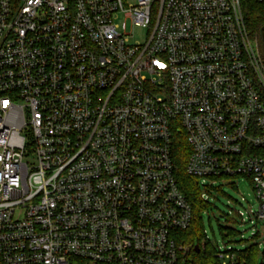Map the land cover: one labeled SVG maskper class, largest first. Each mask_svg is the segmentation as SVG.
Returning a JSON list of instances; mask_svg holds the SVG:
<instances>
[{"label": "built area", "instance_id": "1", "mask_svg": "<svg viewBox=\"0 0 264 264\" xmlns=\"http://www.w3.org/2000/svg\"><path fill=\"white\" fill-rule=\"evenodd\" d=\"M243 1L0 0V264H245L205 231L183 244L173 154L184 137L204 203L208 180H250L236 215L263 224L264 38Z\"/></svg>", "mask_w": 264, "mask_h": 264}, {"label": "rangeland", "instance_id": "2", "mask_svg": "<svg viewBox=\"0 0 264 264\" xmlns=\"http://www.w3.org/2000/svg\"><path fill=\"white\" fill-rule=\"evenodd\" d=\"M136 38L142 42L145 41V30H137ZM35 158V155H31L25 161L33 165L36 161ZM206 183L210 187V203L203 210L201 217L203 232L205 231L212 246L245 250L249 248L254 230L260 234L258 257L260 261L264 260V222L254 227L250 222L242 223L236 215L238 211H247L250 208L258 207L250 180L235 178L227 183L215 184L210 180ZM231 229H235L240 234L226 238L227 232Z\"/></svg>", "mask_w": 264, "mask_h": 264}, {"label": "trees", "instance_id": "3", "mask_svg": "<svg viewBox=\"0 0 264 264\" xmlns=\"http://www.w3.org/2000/svg\"><path fill=\"white\" fill-rule=\"evenodd\" d=\"M243 16L245 25L252 38L263 40L264 38V5L257 4L253 0L243 1ZM173 154L178 164V181L182 191L190 203L193 214L194 222L192 226L181 233L183 237V244L188 247L190 245H198L201 247L203 242V224L201 214L207 208V203H204L201 196V189L198 181L187 176L184 170L185 159L188 155L187 142L184 137L177 138L173 146ZM236 233L231 229L226 235L231 236ZM226 237V236H225ZM245 264H259V249L255 245L249 246L244 251ZM211 250L206 249L198 255L190 253L188 255L187 264H207L210 260Z\"/></svg>", "mask_w": 264, "mask_h": 264}, {"label": "water", "instance_id": "4", "mask_svg": "<svg viewBox=\"0 0 264 264\" xmlns=\"http://www.w3.org/2000/svg\"><path fill=\"white\" fill-rule=\"evenodd\" d=\"M195 251L198 253V252H199V248H198V247H196V248H195Z\"/></svg>", "mask_w": 264, "mask_h": 264}]
</instances>
